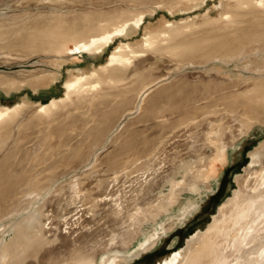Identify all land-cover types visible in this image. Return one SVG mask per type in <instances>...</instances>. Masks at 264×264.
I'll use <instances>...</instances> for the list:
<instances>
[{"label":"rangeland","instance_id":"obj_1","mask_svg":"<svg viewBox=\"0 0 264 264\" xmlns=\"http://www.w3.org/2000/svg\"><path fill=\"white\" fill-rule=\"evenodd\" d=\"M164 1L0 0V6H2L0 14L6 13L7 16L16 18L15 25L26 24L20 28L31 29L35 25H47L53 20L48 13L53 8L60 11L61 6L65 8L64 10L71 11L69 13L71 17L67 19H79L84 22L82 15L86 14L91 20H96L100 14L110 20L118 12L129 11L132 12L129 16L134 17L138 11L155 9ZM223 1L208 0L209 4L206 7L193 10L194 13L188 15V11L176 12V21L185 18L195 21L197 25H205L204 14ZM248 11L245 10L242 20L251 18ZM211 15L218 17L214 12ZM173 19L174 17L161 9L154 16L147 17L139 33H134L128 39H118L110 49L98 54L97 57L79 56L68 60L63 64V77L55 82L53 88H50V84L43 83L39 87L41 89L39 95L31 91L29 86L24 87L30 81L27 77L31 74L40 75L48 70L57 71V69L44 65L39 57L29 58L30 54L25 49L29 31L21 35L11 32L0 38V54L3 52V55H0V74L3 73L1 75L9 77L10 80L18 81L17 96L8 101L10 107H14L17 103L22 104L24 101L32 105L40 103L47 105L54 98L60 100L64 98V84L72 76L89 75L92 71L100 70L94 79L90 78L87 81L90 82L86 87L91 90L94 87L93 91H99L102 102L99 101L100 103L93 104L90 108L84 100L79 103L77 98L73 97V101L69 103L71 109L69 116L62 113L51 126L25 125L18 129V156H16L18 164L14 166H19L17 172L22 171L21 166L29 167L39 152H47L48 156L44 161L54 163L51 170H57L49 184L54 186L51 187L45 199L38 203L39 208H44L46 218L49 217L48 221L45 220L50 224V229L46 232L47 239L42 243L43 249L40 251L41 254L39 253L40 256L38 254V259L29 256L24 264H64L80 257L98 259L105 256L107 252L115 254L117 251L132 247L141 240L142 232H144L142 225L137 224L138 220H144L143 211L151 213V205L157 202L158 195L163 191L168 179L176 175L179 178L182 177V174L176 173L182 170V165L192 163L193 170L194 164L195 168L207 170L217 166L220 177L215 184L216 188L205 197L198 210L186 218L184 225H178L170 233L163 235L154 248L135 257V262L127 263L160 264L170 259L180 249L184 250L190 237L201 231L204 232L213 217L218 215L219 207L228 201L240 184L242 185L243 179L248 177L250 172L260 168L259 165H251V155L264 144V122L256 124L247 135L242 136L238 130L239 124L234 117L232 119L230 113V116L223 115L221 120H223V128L225 126L224 129H226L227 143L233 141L232 134L228 131L230 127L236 136L235 145L231 148L230 161L226 165L218 161L212 164L211 157L215 151L206 144L209 129L208 124L203 123L206 120L205 117L210 116L209 119L218 121L222 115L214 114H221L226 106L238 104L211 99V96L204 94L202 85L213 83L218 86L222 81L217 80L216 77L234 79L236 77L234 69L224 66L220 74L214 72L208 75L203 69H193L188 73L183 71L176 76L172 74L175 65L168 56L159 58L152 54H145L138 59L130 60L131 64L117 75L121 80L115 79L111 85L104 83L108 81L107 70L117 66L105 70L101 67L107 64L118 46L126 43L129 44L131 51H138L147 33L157 32L167 22H173ZM200 31H205V28H201ZM122 53L129 55L130 52L122 47ZM156 79L163 82L150 88L146 95L144 94L145 97L142 96L144 109L135 110L136 95L143 90L144 86H149L151 81ZM173 82L180 87L184 86L187 91H183L184 94H181L182 92L169 95L157 93L165 86L171 87ZM221 88L230 95L246 91L242 85L233 86L230 82ZM88 89L86 91H89ZM213 94L218 96L219 93ZM121 97L123 98L122 106L115 108V103L120 101ZM147 114H154L155 117L169 115L170 120L164 124L162 121L166 120L165 118H149ZM190 114L191 118L186 121L189 122L186 123L188 125L186 127L185 122L181 124L179 119ZM32 116L33 112H27L20 121L26 123ZM195 122L202 124L196 127ZM163 125L166 128H163ZM216 131L214 128V138L222 135ZM12 146L13 144L0 155V163L9 158L8 153ZM129 154L135 156L132 158H135L138 166L142 163L144 167H151L152 170L141 173L145 172L146 168L140 170L136 165L132 168L131 164L129 166L133 170L132 174H124L116 180L115 177L123 169L118 161L122 163V159ZM12 156L9 158V164L13 161ZM139 157L142 160L139 161ZM203 157L204 159L200 161ZM65 162H69L66 167L62 165ZM20 163L25 166L19 165ZM210 165L211 168H209ZM76 181L80 183L81 198L78 206H73L69 202L76 196V188H73L77 184ZM7 185L4 184L3 187L6 188ZM27 191L29 186L26 184L18 188V205L15 208L9 209L10 203L0 200L1 216L5 215L0 218V228L3 225L18 222L29 215L32 200L27 195ZM10 193L15 195L11 190Z\"/></svg>","mask_w":264,"mask_h":264},{"label":"bare ground","instance_id":"obj_2","mask_svg":"<svg viewBox=\"0 0 264 264\" xmlns=\"http://www.w3.org/2000/svg\"><path fill=\"white\" fill-rule=\"evenodd\" d=\"M47 1L54 2L55 0ZM208 4V0H165L155 9L138 11L134 17L129 16L132 13L129 11L118 12L110 20L102 14L96 20H91L86 14L82 15L84 22L79 19H67L71 17L69 15L71 11H66L61 6L60 11L53 8L48 13L53 20L47 25H35L31 29L20 28L26 24L15 25L16 18L2 13L0 14V38L11 32L21 35L29 31L26 39L27 46L24 47L30 54L29 58L39 57L44 65L57 69V71L48 70L40 75L31 74L27 77L30 81L24 87L29 86L31 91L39 95L41 93L39 87L43 83L50 84V88H53L55 82L63 77V64L68 60L79 56L82 58L97 57L98 54L110 49L118 39H128L134 33H139L147 17H152L157 11L164 9L166 13L174 17V21L167 22L157 32L147 33L138 51H131L129 44L126 43L118 46L107 64L101 67L105 70L117 66V68L107 70L108 81L104 83L111 85L112 81L120 79L117 75L131 64L130 60L138 59L145 54H152L159 58L168 56L175 65L172 74L176 76L183 71L188 73L193 69H203L206 75L214 72L220 74L224 66L234 69L236 71L234 79L216 77L217 80L222 81L218 86L213 83L202 85L204 94L211 96V99L238 104L226 106L221 114H214L222 115L218 121L209 119L210 116L205 117L206 120L203 121L208 124L209 129L206 144L215 151L211 157L212 164L218 161L226 165L230 161L231 148L235 145L236 136L231 127H228L233 141L227 143L226 129H224L225 126L223 128V120H221L223 115L230 113L231 118L234 117L239 124L238 130L242 136L247 135L256 124L264 122V0H224L204 14L205 25H197L195 21L185 18L176 21V12L188 11V15L194 13L193 10L206 7ZM245 10H249L251 18L242 20ZM213 12L218 17H213L211 15ZM203 27L205 31H200ZM122 47L130 52V57L127 54H121ZM0 55H3V52ZM99 71H92L89 75L72 76L65 82L64 98L60 100L54 98L47 105L42 103L32 105L24 101L22 104L17 103L14 107H10L8 101L17 96L18 81L10 80L9 77L1 75L3 73L0 74V155L13 144L8 153L9 158L13 155V161L9 164V158H7L6 162L0 163V200L6 201L7 204L10 203L9 209L17 207L18 188L23 184L29 186V191L26 193L32 200L29 215L18 222L3 225L0 228V264H24L29 256L39 257L43 249L42 243L47 239L46 232L50 229L49 222H45L49 217L46 218L44 208H39L38 203L45 199L51 187L54 186L49 184L57 170H51L54 163L44 161L48 156L47 152H39L29 167L21 166L22 171L17 172L19 166H14L18 164V158L16 159L18 129L25 125L51 126L62 113L69 116L71 113L69 103L73 101V97H76L79 103L84 100L90 108L91 105L102 102L99 91H93L94 87L92 90L86 87L90 82L87 81L90 78L94 79ZM162 82L156 79L139 91L136 95L135 110L144 109L142 99L145 93ZM229 82L233 86L242 85L246 91L232 95L226 93L221 86ZM171 85V87L165 86L157 93L162 92V94L169 95L182 92L181 94H184L183 91H187L184 86L180 87L176 82ZM87 89L89 91H86ZM213 90L215 91L212 92ZM216 92L219 93L218 96L213 94ZM122 102L121 97L114 107H121ZM27 112H33V116L29 119L30 121L28 120L29 123L28 121L22 123L20 120ZM147 115L149 118H165L166 120L162 121L164 124L170 120L169 115L161 117H155L154 114ZM189 118L191 114L179 120L181 124L184 122L186 124ZM187 124L186 127H188ZM201 124L196 123V127H200ZM163 128L166 126L163 125ZM214 128L218 134L222 135L214 138ZM42 154L44 155L41 156ZM132 157L135 156L129 154L122 159V163L118 161L123 169L115 177L116 180L124 174H132L133 170L129 166L131 164L132 168L133 165L140 170L146 168L145 172L141 173H148L152 170L151 167H144L142 163L138 166V162H135V158ZM138 159L142 160L141 157ZM203 159L204 157L200 161ZM19 165L25 166L23 163ZM62 165L66 167L69 162L62 163ZM251 165H259L260 168L250 172L248 177L243 179L242 185L240 184L228 201L219 207L218 215L213 217L207 229L190 237L184 250L180 249L170 259L160 264H264V144L252 153ZM192 168V163L182 165V170L176 172L182 174V177L179 178L176 175L168 179L163 191L158 195L157 202L151 205V213L143 211L144 220L137 221V224L140 223L144 230L139 242L115 254L107 252L105 256L98 259L80 257L64 264H127L135 262V257L154 248L163 235L170 233L178 225H182L186 218L196 212L205 197L216 188L215 184L220 177L217 166H213L212 170H207L206 168H195L194 164V170ZM76 182L77 184L73 187L76 188V196L69 202L73 206H78L81 198L80 183ZM4 184H8L6 188L3 187ZM10 190L15 193L14 196ZM4 216H1L0 210V218Z\"/></svg>","mask_w":264,"mask_h":264}]
</instances>
